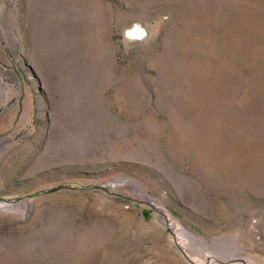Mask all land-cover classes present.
<instances>
[{"label": "rangeland", "instance_id": "374dc122", "mask_svg": "<svg viewBox=\"0 0 264 264\" xmlns=\"http://www.w3.org/2000/svg\"><path fill=\"white\" fill-rule=\"evenodd\" d=\"M0 264H264V0H0Z\"/></svg>", "mask_w": 264, "mask_h": 264}, {"label": "bare ground", "instance_id": "6f19581e", "mask_svg": "<svg viewBox=\"0 0 264 264\" xmlns=\"http://www.w3.org/2000/svg\"><path fill=\"white\" fill-rule=\"evenodd\" d=\"M134 33H137V35H141L143 32H141V30L139 28H137L136 30L132 31L130 34H134ZM129 34V32H128Z\"/></svg>", "mask_w": 264, "mask_h": 264}]
</instances>
